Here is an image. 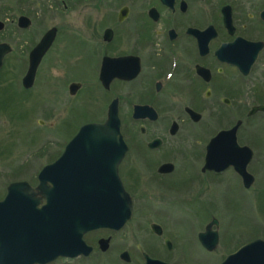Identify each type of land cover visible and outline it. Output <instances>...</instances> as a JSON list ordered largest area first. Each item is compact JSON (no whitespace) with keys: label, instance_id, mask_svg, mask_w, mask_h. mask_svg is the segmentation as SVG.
Returning a JSON list of instances; mask_svg holds the SVG:
<instances>
[{"label":"flooded vegetation","instance_id":"1","mask_svg":"<svg viewBox=\"0 0 264 264\" xmlns=\"http://www.w3.org/2000/svg\"><path fill=\"white\" fill-rule=\"evenodd\" d=\"M27 1L35 15L19 16L28 19L29 26L19 28L18 17L17 32L30 31L35 21L46 27L52 18L62 20L70 14L84 18V34L67 36V48L61 53H69L68 66L82 65L84 95L89 106L101 107L100 123L108 121L109 114L119 119L127 150L117 174L133 204L148 200L203 205L205 194L210 189L218 192L219 181L228 176L244 191L255 185L253 171L264 165V0ZM4 30L5 25L0 33ZM51 31L54 39L41 64L59 39L58 25L29 35L23 55L28 59ZM75 83L79 88L71 94L69 87ZM81 89V83L72 82L67 93L75 97ZM61 154L52 163L59 165ZM237 171L251 175L253 184L246 188ZM127 174L141 185L129 186ZM73 190L74 195L84 193L82 184ZM214 221L211 230L219 236L214 216L202 231L191 234L207 253L217 249L206 250L198 236ZM189 229L194 231L192 225ZM161 230L157 237L163 236ZM118 232L95 230L81 239L74 231L58 232L59 248L78 244L91 252L59 256L48 264L93 256L100 264L108 250L101 251L99 241ZM165 240L166 252L174 251L170 240L169 249ZM122 253L119 261L130 264L131 257L125 262ZM144 254L142 264H146Z\"/></svg>","mask_w":264,"mask_h":264},{"label":"rangeland","instance_id":"2","mask_svg":"<svg viewBox=\"0 0 264 264\" xmlns=\"http://www.w3.org/2000/svg\"><path fill=\"white\" fill-rule=\"evenodd\" d=\"M21 15L34 18L35 10L27 0H0V21L5 23L0 43L12 49L0 71V201L10 183L27 182L36 187L41 169L62 153L80 127L103 120L101 107L89 106L91 102L84 95L85 71L79 67L82 65L68 66L69 53H61L67 48V36L84 34V18L72 17L73 14L62 20L52 18L45 22L46 27L35 21L30 31L17 32L16 20ZM52 25L60 27L59 39L39 65L30 90H23L21 80L28 66L27 55L23 54L29 35ZM72 82L82 84L75 97L67 93ZM253 172L256 182L249 191L239 188L235 179L228 176L219 181L218 192L210 189L205 194L202 206L136 201L131 220L120 232L109 234L113 236L107 238L110 249L100 264H124L118 258L123 251L131 257L130 264H142L141 253L173 264H216L242 245L257 238L264 240V165L256 166ZM128 175L125 176L129 186L141 185ZM211 216L219 222L220 242L215 253L205 252L191 235L202 231ZM151 224L163 228L162 237L152 233ZM191 225L194 231L190 233ZM164 239L170 240L174 251L166 252ZM67 264L99 263L97 256H93Z\"/></svg>","mask_w":264,"mask_h":264},{"label":"water","instance_id":"3","mask_svg":"<svg viewBox=\"0 0 264 264\" xmlns=\"http://www.w3.org/2000/svg\"><path fill=\"white\" fill-rule=\"evenodd\" d=\"M28 26V19H18L19 28ZM3 28L4 24L0 22V31ZM53 39L51 31L31 51L29 67L22 80L25 89L32 87L36 70ZM10 52L8 44H0V69ZM78 88L76 83L71 85L69 93H76ZM118 120L115 114H109L105 123L82 125L66 145L61 163H52L41 169L35 189L26 182H13L7 187L6 196L0 201V264H48L58 256L89 255L91 249L77 247L78 244L59 248L55 243L56 234L70 230L81 239L83 234L98 229L119 231L130 221L132 201L117 174L127 150ZM237 173L246 188L253 184V177L246 171ZM80 184L84 193H76L75 201L65 199L75 196L73 186L78 188ZM42 202L43 205L39 206ZM213 223L215 221L198 236L200 244L208 251L217 249L219 242L218 233L211 230ZM151 231L157 236L162 235L157 224L151 225ZM109 242L110 239L100 240V250H108ZM170 244L165 240L168 249ZM127 253L120 255L121 260L130 261ZM144 259L146 264H165L151 259L146 253ZM221 264H264V240L257 238L243 245Z\"/></svg>","mask_w":264,"mask_h":264}]
</instances>
